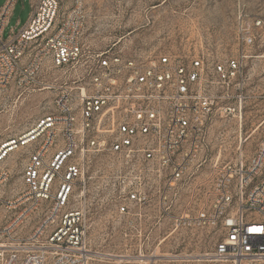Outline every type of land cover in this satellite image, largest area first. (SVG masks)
Returning <instances> with one entry per match:
<instances>
[{"label":"built area","instance_id":"1","mask_svg":"<svg viewBox=\"0 0 264 264\" xmlns=\"http://www.w3.org/2000/svg\"><path fill=\"white\" fill-rule=\"evenodd\" d=\"M16 1L0 6V89L34 81L46 64L69 70L76 85L61 86L47 114L0 144V264H107L108 255L88 247L89 202H106L140 243L144 228L163 224L218 229L214 259H263L264 140L248 162L240 154L215 165L205 190L176 202L207 160L211 122L241 119L248 51L264 44V17L241 18V50L223 58L86 54L82 0L61 13L59 0H30L25 24L4 38ZM15 153L25 154L22 187L6 196V160ZM151 256L142 245L134 254Z\"/></svg>","mask_w":264,"mask_h":264},{"label":"rangeland","instance_id":"2","mask_svg":"<svg viewBox=\"0 0 264 264\" xmlns=\"http://www.w3.org/2000/svg\"><path fill=\"white\" fill-rule=\"evenodd\" d=\"M3 2L0 0V6ZM72 4L73 0H59L60 13ZM82 4L85 12L82 43L86 54L111 49L126 55L160 51L178 56L199 53L208 58H223L241 50L236 41L241 18L250 21L255 16L264 17V0H82ZM30 11V0H17L3 37L8 38L11 29L17 32ZM248 53L253 58L247 59L250 79L241 119L216 118L211 122L207 129V160L185 181L177 205L185 204L194 188L201 186V191L207 188L215 165L234 162L240 154L248 162L264 140V44ZM69 73L46 64L34 81L20 84L16 78L0 89V144L47 114L61 86L76 85ZM24 160L23 153H15L6 160L12 173L9 183L2 188L6 196L22 187ZM88 205L89 249L125 256L113 259L106 256L107 264H264V258L236 263L214 259L211 254L220 234L218 229L196 240L201 232H172L163 224L144 228L148 239L140 243L137 230L125 228L106 202ZM140 245L145 253L154 256L134 257Z\"/></svg>","mask_w":264,"mask_h":264},{"label":"crops","instance_id":"3","mask_svg":"<svg viewBox=\"0 0 264 264\" xmlns=\"http://www.w3.org/2000/svg\"><path fill=\"white\" fill-rule=\"evenodd\" d=\"M214 230H203V231H196V232H194V233H196L197 234V232H201L197 237H196V240L197 239H200V237H202L203 235H206V236H208L209 234H211V232H213ZM188 232H193V231H188ZM193 236H195V235H193ZM217 239H218V237L215 239V241H214V246H215V243L217 242ZM213 249H214V247H213Z\"/></svg>","mask_w":264,"mask_h":264},{"label":"bare ground","instance_id":"4","mask_svg":"<svg viewBox=\"0 0 264 264\" xmlns=\"http://www.w3.org/2000/svg\"><path fill=\"white\" fill-rule=\"evenodd\" d=\"M95 252V251H94ZM99 254H101V253H99ZM102 255V254H101ZM104 255H108V256H112V259L115 257V258H120V257H124V256H121V255H112V254H104ZM203 256H208V255H203ZM171 257V256H170ZM172 257H174V256H172ZM168 258V257H167ZM176 258V257H175ZM174 258V259H175ZM141 259V258H140ZM210 260H214V259H210ZM135 261V260H134ZM137 261H141V260H137Z\"/></svg>","mask_w":264,"mask_h":264}]
</instances>
